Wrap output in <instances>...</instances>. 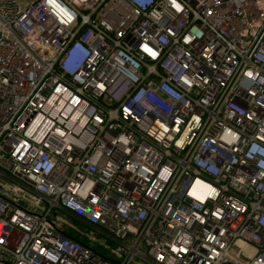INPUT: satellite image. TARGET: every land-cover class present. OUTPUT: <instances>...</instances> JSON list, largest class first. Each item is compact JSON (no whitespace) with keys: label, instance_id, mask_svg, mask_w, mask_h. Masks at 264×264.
I'll list each match as a JSON object with an SVG mask.
<instances>
[{"label":"built area","instance_id":"obj_1","mask_svg":"<svg viewBox=\"0 0 264 264\" xmlns=\"http://www.w3.org/2000/svg\"><path fill=\"white\" fill-rule=\"evenodd\" d=\"M0 264H264V0H0Z\"/></svg>","mask_w":264,"mask_h":264},{"label":"trees","instance_id":"obj_2","mask_svg":"<svg viewBox=\"0 0 264 264\" xmlns=\"http://www.w3.org/2000/svg\"><path fill=\"white\" fill-rule=\"evenodd\" d=\"M80 240H82L83 241V239L81 238ZM79 242H81V241H79Z\"/></svg>","mask_w":264,"mask_h":264}]
</instances>
